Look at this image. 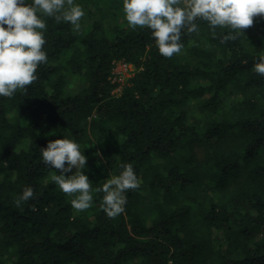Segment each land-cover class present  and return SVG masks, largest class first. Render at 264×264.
<instances>
[{
  "label": "trees",
  "instance_id": "16d2710c",
  "mask_svg": "<svg viewBox=\"0 0 264 264\" xmlns=\"http://www.w3.org/2000/svg\"><path fill=\"white\" fill-rule=\"evenodd\" d=\"M74 2L80 28L42 16L47 62L0 97V264H264V16L225 42L231 29L198 20L164 57L150 29L112 22L123 0ZM121 58L136 70L114 96ZM69 76L85 85L68 92ZM62 136L81 145L94 189L133 165L123 213L110 218L102 192L72 207L40 151ZM26 186L35 196L18 207Z\"/></svg>",
  "mask_w": 264,
  "mask_h": 264
},
{
  "label": "clouds",
  "instance_id": "9594fccd",
  "mask_svg": "<svg viewBox=\"0 0 264 264\" xmlns=\"http://www.w3.org/2000/svg\"><path fill=\"white\" fill-rule=\"evenodd\" d=\"M123 11L129 26L150 29L159 53L172 57L184 47L182 35L198 31V20L207 21L213 30L231 29L222 42L237 39L242 30L252 26L254 17L264 16V0H123ZM84 15V9L74 0H0V97L11 98L17 90L26 91L38 79L40 64L47 62V26L42 16L70 22L78 30ZM254 71L264 76V55L254 64ZM40 151L45 165L60 170L51 179L62 192L74 196L71 205L77 211L90 208L94 193L102 192V208L110 218H115L124 211L127 191L140 187L129 163L94 189L82 171L87 157L81 145L71 138L50 140ZM34 196L33 188L26 186L15 203L19 207Z\"/></svg>",
  "mask_w": 264,
  "mask_h": 264
},
{
  "label": "rangeland",
  "instance_id": "374dc122",
  "mask_svg": "<svg viewBox=\"0 0 264 264\" xmlns=\"http://www.w3.org/2000/svg\"><path fill=\"white\" fill-rule=\"evenodd\" d=\"M116 12H117L116 16L113 18L112 22L117 23L120 26L129 25L126 18H125L124 11L120 10L119 12L118 11H116ZM86 14L87 13L85 12L84 16H86ZM109 18H110V15H109V17H106V19H109ZM122 60H124V59L121 58V59L113 60L111 70H110L109 80H110V83L112 85H114L113 89L111 90V94L114 96L115 95L117 96L121 93L126 82L128 81V79L133 75V73L136 70L133 63L126 61V62L131 64V68L127 71V74L125 75L126 77L124 79L123 78L119 79L118 77H115L113 74V71L116 67V62L122 61ZM84 85H85V82L82 79H78V78H74L73 76H69L68 77V83H67V91L68 92H70V91L75 92V91L79 90ZM226 104H230V101L226 102ZM188 109H189L191 117H194V118L200 117V112L197 110V108L193 102H189ZM108 126L109 125H107L106 127H108ZM112 140H113V135L110 132H107L105 137L103 138V142L107 143V145H108L111 143ZM97 146L99 147L100 145L97 143ZM101 161H102V158H101L100 153H96L94 155L95 164L97 166H100L102 164ZM97 168H99V167H97ZM73 171H75V169H73ZM68 175H71V173H68Z\"/></svg>",
  "mask_w": 264,
  "mask_h": 264
},
{
  "label": "built area",
  "instance_id": "2783aa9c",
  "mask_svg": "<svg viewBox=\"0 0 264 264\" xmlns=\"http://www.w3.org/2000/svg\"><path fill=\"white\" fill-rule=\"evenodd\" d=\"M131 68V64L126 62L125 60L117 61L116 67L113 71V74L115 77H118L119 79H124L127 74V71Z\"/></svg>",
  "mask_w": 264,
  "mask_h": 264
}]
</instances>
